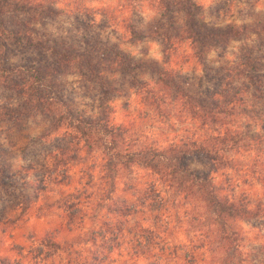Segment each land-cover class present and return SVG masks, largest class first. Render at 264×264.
Instances as JSON below:
<instances>
[{
    "label": "rangeland",
    "instance_id": "374dc122",
    "mask_svg": "<svg viewBox=\"0 0 264 264\" xmlns=\"http://www.w3.org/2000/svg\"><path fill=\"white\" fill-rule=\"evenodd\" d=\"M195 1L209 27L247 26L248 38L241 36L227 48L209 52L202 60L190 57L193 52L188 44L177 45L172 63L167 64L165 27L160 28L165 20L159 0H45L44 9L37 13H15L0 0V20L19 36L6 43V57L0 56V67L5 64L22 72L11 74L5 81L0 79V116L14 114L0 117V264H11L16 258L12 248L24 247L26 256L36 252L42 247L41 240L50 234L55 233L56 240L62 243L66 239H86L82 229L76 228L74 233L65 230L60 206L64 197L84 189L85 185L95 192L99 158L96 149L91 151L87 147L77 131L62 119V114L72 111L76 116L96 117L107 108L115 123L141 132L143 143L165 145L187 137L193 132L192 126L177 118L176 113L170 119L149 113V108L135 94L137 80L155 82V69L163 68L181 73L195 83L202 80L204 90H216L217 79L225 80L230 69H237L241 61L244 63L248 52H253L254 59L259 61L254 66L260 69L261 76H253H264V0ZM31 42L60 46L68 53H86L94 72L84 61L58 60L48 50L33 48ZM114 47L129 56L131 62L145 64L144 68L136 70L135 75L125 74L114 56ZM24 86L29 87L28 93L23 91ZM39 96L46 98L43 106L36 98ZM47 98L52 99L53 105ZM248 99L256 102L250 92ZM45 104L53 110L49 111ZM256 124V132L264 136V120ZM263 155L252 159L260 160L262 165ZM194 167L201 168L200 163ZM156 181L149 171L137 168L119 181L117 197L135 202L136 197L126 191V186L135 184L141 194L148 184ZM252 190L255 197L264 198V185L257 183ZM177 209L179 213L168 215V225V219L164 221L162 235L172 238L174 243L193 242L197 246L199 233L195 229L201 220H196L194 214L201 215V205L178 204ZM241 227L245 238L242 264H264V223H241ZM128 231L125 230L128 234L111 257L112 264H124L128 258L127 246L132 243ZM5 256H10V261H5ZM183 256L184 251H180V259L165 264H185ZM221 256L206 250L196 264H224L223 259L219 260ZM31 258L22 262L32 264ZM39 264L52 261L41 258Z\"/></svg>",
    "mask_w": 264,
    "mask_h": 264
},
{
    "label": "trees",
    "instance_id": "16d2710c",
    "mask_svg": "<svg viewBox=\"0 0 264 264\" xmlns=\"http://www.w3.org/2000/svg\"><path fill=\"white\" fill-rule=\"evenodd\" d=\"M44 1L1 0L4 7L15 13H37L44 9ZM159 2L165 20L160 28L165 27L167 64L172 63L177 45L188 44L193 52L190 57L202 60L209 52L227 48L231 41L241 36L248 38L247 26L241 29L209 27L195 0ZM16 37H19L16 32L0 20V56L3 59L6 43ZM30 45L37 50H48L58 60L84 61L94 72L86 53H68L60 46L44 42H31ZM113 51L125 74L135 75L136 70L144 68L145 64L131 62V58L117 48ZM247 54L244 63L241 61L237 69L228 71L225 80L217 79L216 90H204L202 80L195 83L181 73L163 68L155 69V82L136 81L135 94L140 96L141 104L149 108V113H159L164 119L177 114V118L192 126L193 132L187 137L165 145L143 143L141 132L115 123L107 108L96 117L76 116L72 111L62 114V119L77 131L87 147L91 151L96 149L99 158V182L95 192L85 185L84 189L64 197L60 206L64 211L65 230L74 233L82 229L86 239H66L62 243L56 240L55 233L50 234L41 240L42 247L28 256L24 247L12 248L16 258L11 264H24L22 260L29 256L33 257L32 264H39L41 258L52 264H112L114 251L121 247L124 235L128 234L126 229H129L132 243H128L130 250L124 264L142 261L165 264V261L180 259V251H184L185 264H196L206 250L221 253L219 260L223 259L224 264H242L245 238L241 223H264V198L252 194L255 184L264 185V164L252 159V156L264 154V136L255 128L256 123L264 120V76H253L260 72L254 66L259 61L254 59L253 52ZM2 65L0 79L4 81L11 74H22ZM22 89L28 93L29 87ZM248 92L256 102L248 99ZM36 98L42 106L46 102L45 97ZM47 101L53 105L52 99L47 98ZM44 106L53 110L49 104ZM13 115L3 113L0 117ZM130 132L132 137H129ZM197 162L202 169L194 167ZM137 168L149 171L157 181L148 184L141 194L135 184L127 185L126 191L133 193L135 202L118 198L119 181ZM178 204H200L203 209L201 215L194 214L196 220H201L195 229L199 233L197 246L193 242L191 245L174 243L172 238L162 235L164 221L168 219L166 223L169 224L168 215L179 213ZM164 231L168 228L164 227ZM9 258L5 256L4 260L10 261Z\"/></svg>",
    "mask_w": 264,
    "mask_h": 264
}]
</instances>
